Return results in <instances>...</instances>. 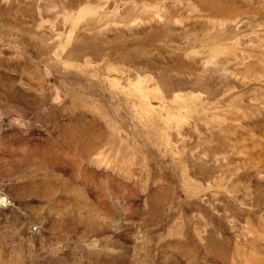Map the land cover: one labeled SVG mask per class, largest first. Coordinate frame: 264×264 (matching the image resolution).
Here are the masks:
<instances>
[{
	"label": "rangeland",
	"instance_id": "rangeland-1",
	"mask_svg": "<svg viewBox=\"0 0 264 264\" xmlns=\"http://www.w3.org/2000/svg\"><path fill=\"white\" fill-rule=\"evenodd\" d=\"M0 264H264V0H0Z\"/></svg>",
	"mask_w": 264,
	"mask_h": 264
}]
</instances>
